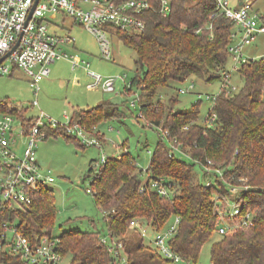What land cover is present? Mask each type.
Masks as SVG:
<instances>
[{
	"label": "trees",
	"instance_id": "trees-1",
	"mask_svg": "<svg viewBox=\"0 0 264 264\" xmlns=\"http://www.w3.org/2000/svg\"><path fill=\"white\" fill-rule=\"evenodd\" d=\"M149 1L158 8V0ZM157 8L143 16L147 23L143 32L117 33L136 52V75L126 91L134 86L139 89V117L149 121L151 128L160 130L145 170L147 179L143 180L144 170L128 149L109 157L96 174L93 169L96 160H93L84 179L93 185L94 199L110 233L124 237L121 240L127 264L165 262L156 250L147 249L142 234L138 238L125 234L134 220L159 230L172 216L179 217L180 222L170 245L183 259L196 264L204 244L219 230L218 211L229 213L228 208L225 210L212 202L215 194L221 198L230 196L234 202L241 203L242 213L252 212L253 219L248 226H235L219 235L210 248L211 264H264V58H250L242 63L238 75L243 86L235 93L222 88L207 118L215 113V121L201 124L198 122L201 101L188 110H179L174 107L177 96L167 106L158 99V91L191 77L208 83L224 82L235 23L217 8L216 0H172L171 12L166 17ZM259 18L264 21V15ZM116 109L111 102H103L93 108L76 110L71 118L72 122L92 129L113 119ZM0 110L26 120L24 110L10 109L6 102H0ZM27 119L29 124L31 119ZM164 131L169 132L168 141L163 137ZM58 135L87 147L66 135L62 128L48 130V138ZM173 138L183 150L189 151L188 157L184 151L172 148ZM208 160H212L214 169L223 170L222 176L206 172L204 165ZM197 165L204 178L209 176L206 182L195 171ZM150 178L171 184L173 195L161 196L150 187ZM235 186L240 191L232 195L229 187ZM55 215L54 190L47 187L35 195L29 207L20 208L0 221L14 222L35 242L37 237H53ZM227 221L234 223L229 216ZM135 230L140 231L138 227ZM99 236V231L64 232L57 236L58 251L62 256L71 254V264H112L113 257L100 243ZM8 261L25 264L14 257Z\"/></svg>",
	"mask_w": 264,
	"mask_h": 264
},
{
	"label": "built area",
	"instance_id": "built-area-1",
	"mask_svg": "<svg viewBox=\"0 0 264 264\" xmlns=\"http://www.w3.org/2000/svg\"><path fill=\"white\" fill-rule=\"evenodd\" d=\"M36 0H0V60L14 50L0 63L2 74L11 75L15 68L24 70L30 75V86L34 95L40 90V83L50 76V66L56 61L69 59L72 68L82 66L87 74L94 79L89 84V89L102 88L105 92H114L116 82L124 77L104 78L91 71V64L84 60L76 61L63 52L62 46L74 43L70 35H60L50 30V22L46 19L49 13H62L73 18L77 23L91 32L97 39L101 54L106 60L112 59L111 34L118 31L126 33H141L147 23L145 13L155 10L157 7L149 0H39L33 14L31 10ZM172 0H158V11L164 17L171 12ZM217 8L235 23L236 31L232 34L233 42L237 45L229 47L231 56L235 61L232 70L224 73L222 88L229 92L235 91V86H228L232 72L239 71L242 63L249 58L244 57L245 46L252 43L258 34H264V21L253 8V2L247 0L240 7L232 8L228 0H216ZM130 87V83L128 86ZM193 87V84L190 88ZM187 89H180L185 93ZM209 99L216 100V96ZM141 101L140 95L132 101L136 105ZM37 100L33 106H37ZM217 115L212 113L207 120L211 124ZM31 122H26L22 117L13 113L0 112V219L11 216L18 209L29 207L35 199V195L42 189L50 187L55 182V177L42 170L36 157V148L39 141L48 139V130L61 129L63 132L79 140L85 146L102 148L103 136L96 134L97 127L90 131L78 122L60 124L44 112L34 117H27ZM166 131L164 138H168ZM177 139L170 142L175 151L182 152L176 145ZM124 151H127L124 148ZM148 152L152 155L153 152ZM188 157L186 154H184ZM109 157L102 155L101 160L93 164L96 174ZM204 169L208 174L223 175L221 168H213L212 162L207 161ZM94 174V175H95ZM150 187L156 189L161 196H172L171 184H165L162 179L150 178ZM91 184V183H90ZM210 183H208L209 185ZM87 189L88 193L95 194L93 185ZM149 187V188H150ZM248 189V187H245ZM144 190V189H143ZM232 195L240 191L237 187H229ZM231 200V199H230ZM229 213L219 210L220 224L218 234L223 235L235 226H248L252 223L253 214L248 211L242 213V205L235 202L233 207H227ZM231 217L234 223L228 222ZM180 218L176 217L175 223L164 232H159L153 240L155 250L165 260L166 264H190L175 252L170 241L177 232ZM131 226L140 227L142 233L146 232L144 225L138 220L131 222ZM148 227V226H147ZM12 234L11 236L9 234ZM100 243L104 244L113 257L112 264H119L123 260L125 252L123 241L113 236L108 230V237L100 234ZM58 237H37L32 242L10 220L0 221V264H9V258L20 259L25 264H60L62 255L58 251ZM126 257V256H125ZM126 261V259H125ZM127 263V261H126Z\"/></svg>",
	"mask_w": 264,
	"mask_h": 264
},
{
	"label": "rangeland",
	"instance_id": "rangeland-1",
	"mask_svg": "<svg viewBox=\"0 0 264 264\" xmlns=\"http://www.w3.org/2000/svg\"><path fill=\"white\" fill-rule=\"evenodd\" d=\"M228 1L232 8L239 2V0ZM253 7L259 17L264 15V0H256ZM46 19L50 22L52 32L70 35L74 38V43L63 46V50L70 57H75L76 61L89 62L91 71L104 78L124 77V81L116 82L114 92H105L102 88L90 90L88 86L93 83L94 79L87 74L82 66L72 68L70 62L59 60L55 65L53 64L54 66L57 65L56 67L50 66L51 74L40 83L37 96L34 95L30 86L31 77L24 70L15 68L11 75L2 74L0 71V102H6L10 109L24 110L27 117H34L42 111L60 124L66 125L69 124L70 120L72 122L71 117L76 110L93 108L103 102H111L118 107L115 113L111 111L114 113L113 119L103 121L96 126L95 133L98 136H103L102 148L95 146L83 148L78 146L73 139H68L63 135L51 136L46 140L39 141L36 148V157L42 170L55 177V182L50 186L54 190L56 207L52 235L57 237L70 230H83L99 231L100 234L108 237V228L103 212L96 203L93 194L87 192V189L92 187L90 181L84 179L89 165L93 160H96L93 164L99 162L103 154L107 157H116L126 147L137 159L140 167L143 168L142 178L146 180L145 170L151 159L148 150L154 151L160 138V130L151 128L152 124L149 121L139 117V103L136 107L132 105V101L140 95L139 89L134 86L130 91H126V86L136 75V52L125 44L121 35L111 34L113 55L111 60H106L101 54L96 37L73 18L62 13H49L46 15ZM233 44L237 45L238 41H234ZM243 54L249 59L264 58V34L256 35L252 43L245 46ZM234 63L235 61L231 56L226 66L227 70H232ZM222 79L224 80V77ZM222 83V80L208 83L203 79L191 77L182 83H173L172 88H160L159 97L158 95L157 97L163 104L171 106L170 100L177 96L178 102L174 107L179 110H188L193 104L201 101L198 122L210 125L211 118L209 117L210 122H206V120L214 103L208 97H217L222 90ZM227 83L228 86L237 88L233 91L234 93L243 86V80L234 71ZM192 84L193 87L190 88ZM180 89H187L188 91L180 93ZM36 100L38 105L33 106V102ZM86 128L91 130L89 127ZM165 135L166 131H164L163 137ZM145 143H148V146L145 147ZM175 146L184 151L187 156L190 155L189 151L183 150L179 142H176ZM210 161L212 162V160ZM195 171L202 181L204 179L205 182L207 181L206 178L209 176L204 178L200 166L197 165ZM230 199V196L221 198L215 194L211 200L215 204L222 205L225 209L234 206L235 202ZM175 221L176 216H172L159 230H152L149 226L144 225L145 233H142L140 227H138L140 231L137 232L136 228L130 225L125 236L138 238L142 234L145 246L149 251H153L156 248L153 241L156 235L167 230ZM219 237L218 232H215L211 239L204 244L196 264H211L210 248ZM118 238L124 237L119 236ZM122 256L124 258L119 264H127V255L124 253ZM71 263V254L62 256L60 264ZM159 264H166V262Z\"/></svg>",
	"mask_w": 264,
	"mask_h": 264
},
{
	"label": "crops",
	"instance_id": "crops-1",
	"mask_svg": "<svg viewBox=\"0 0 264 264\" xmlns=\"http://www.w3.org/2000/svg\"><path fill=\"white\" fill-rule=\"evenodd\" d=\"M247 0H239V2H238V4L235 6L236 8L237 7H240V6H242V4L243 3H245ZM250 1H256V0H250ZM254 2H253V6H254ZM254 8V7H253ZM58 34V33H57ZM60 35H63V34H60ZM64 46V45H63ZM63 46H62V50H63ZM63 52H65L64 50H63ZM66 53V52H65ZM62 60H66V61H68V62H70L71 63V61L69 60V59H62ZM57 63V61L54 63V65ZM72 64V63H71ZM53 64L51 65L52 67L54 66ZM57 66V65H56ZM56 66H54V67H56ZM89 88V87H88ZM91 90V89H90Z\"/></svg>",
	"mask_w": 264,
	"mask_h": 264
},
{
	"label": "water",
	"instance_id": "water-1",
	"mask_svg": "<svg viewBox=\"0 0 264 264\" xmlns=\"http://www.w3.org/2000/svg\"><path fill=\"white\" fill-rule=\"evenodd\" d=\"M38 2H39V0H36V1H35L34 5H33V8H32V10H31V13H30L29 18H30L31 15L33 14V12H34V10H35V8H36ZM13 51H14V50H12V51L9 52L5 57H3V58L0 60V63H1V62H2L7 56H9Z\"/></svg>",
	"mask_w": 264,
	"mask_h": 264
}]
</instances>
